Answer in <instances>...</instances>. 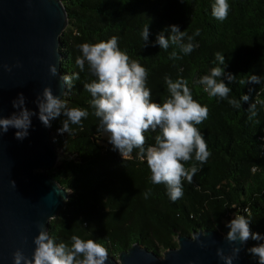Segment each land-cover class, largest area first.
<instances>
[{"label": "trees", "instance_id": "1", "mask_svg": "<svg viewBox=\"0 0 264 264\" xmlns=\"http://www.w3.org/2000/svg\"><path fill=\"white\" fill-rule=\"evenodd\" d=\"M69 17V26L61 39L63 75L79 72L75 59L78 45L119 37V46L148 70L147 86L152 99L167 95L164 77L188 80L193 98L209 107L208 119L198 125L212 155L191 183L184 182V196L171 201L163 184L150 181V170L134 150L131 159H122L112 150L107 135L97 131L98 119L89 105L90 94L83 85L92 77L80 72V79L67 85L65 99L69 107L89 110L82 127L58 134L64 117L51 121L53 144L60 160L50 171L62 187L72 191L65 209L51 221L50 233L70 241L72 235L98 240L109 254L118 258L140 244L159 256L178 247L180 236L211 230L224 234L234 213L250 214L252 232L264 234V106L257 104L250 117L249 104L264 100V0H229L230 11L223 22L211 15L213 0H60ZM149 23V44L141 38ZM193 34L197 29L198 47L190 55L170 47L167 51L152 46L157 34L169 25ZM180 59H169L172 51ZM225 55L226 72L237 76L229 87L230 97L249 94V103L234 109L226 100L209 98L195 83L216 66L215 53ZM249 75H257L261 84L242 85ZM227 83V81H226ZM253 89L249 93V89ZM156 133L146 134L145 148L154 144ZM253 166L257 167L255 172ZM152 189L145 199L144 192ZM257 242L248 241V248ZM250 264L258 259L247 251Z\"/></svg>", "mask_w": 264, "mask_h": 264}, {"label": "clouds", "instance_id": "2", "mask_svg": "<svg viewBox=\"0 0 264 264\" xmlns=\"http://www.w3.org/2000/svg\"><path fill=\"white\" fill-rule=\"evenodd\" d=\"M229 11V0H213L211 15L214 19L223 22L228 18ZM199 35V29L189 35L187 30L181 31L179 25L173 24L157 34L152 46L158 45L165 51L174 46L180 53L190 55L198 47L195 41ZM149 36L147 23L141 32L145 46L149 44ZM118 41L119 37L113 35L107 40L79 44L80 55L76 57L75 64L80 71L62 76V84L71 87L73 81L80 79V72L87 68L92 79L83 88L90 94L89 105L99 121L97 131L107 135L112 150L118 152L122 159H131L134 150H138L137 156L146 162L150 170L151 183L165 185L168 198L175 202L184 196V182L191 183L200 170L196 163L191 167H187V163L195 161L202 165L212 155L198 128L208 119L209 107L193 98L189 82L183 77L173 80L165 76L168 95L162 101L153 100L152 90L147 86L148 70L138 60L132 59L127 50L119 46ZM169 59L177 60L180 56L174 50ZM213 63L216 66L195 81L203 92L209 98L226 100L234 109L249 103V94H242L238 99L230 97L232 89L229 85L237 76L225 71V55L215 53ZM15 66L20 65L17 63ZM3 67L7 72L12 71L7 64ZM49 71L56 76L55 65H50ZM239 83L261 84L262 79L257 75H249ZM252 90L250 88L249 93ZM67 95V92L54 95L50 87H45L35 101L37 112L26 106L25 96L19 93L11 102L14 111L6 117H0V135L15 129V138L24 140L30 134L33 117H38L45 127H51L52 120L64 117L57 130L58 134L73 132L72 125L82 127V121L88 118L89 110L79 106L69 107L65 99ZM257 104L264 106V100L249 104L250 119L257 115ZM150 133H156L154 144L145 148L146 134ZM256 170L257 167L253 166L252 171ZM12 183L15 185L14 181ZM151 194L152 189H148L143 195L147 199ZM243 213L235 212L226 223L229 231L224 239L230 244L238 243L241 246L250 239L256 241L247 251L258 259V264H264V234L252 232L251 216L247 214V209ZM38 229L39 234L33 240L35 248L31 258L17 249L12 254V264H106L108 260L109 249L98 240L74 234L68 242L58 241L43 225H38ZM240 251L241 247H233L231 254L225 255L223 249H217V256L223 264H234Z\"/></svg>", "mask_w": 264, "mask_h": 264}, {"label": "water", "instance_id": "3", "mask_svg": "<svg viewBox=\"0 0 264 264\" xmlns=\"http://www.w3.org/2000/svg\"><path fill=\"white\" fill-rule=\"evenodd\" d=\"M68 26V13L60 0H0V117L14 111L11 102L19 93L25 96L26 106L38 112L35 101L45 87L54 95L67 92L61 81V39ZM5 64L11 72L4 70ZM50 65H55L56 76L51 75ZM15 131L0 135V264H12L17 249L31 258L38 225L50 232L51 221L72 194L50 176L60 160L52 126L45 127L33 117L27 138L16 139ZM228 231L225 227L224 234L205 230L180 236L178 247L162 256L136 244L118 258L109 254L106 264H223L217 249L230 255L233 247H241L234 264H250L248 242L230 244L224 239Z\"/></svg>", "mask_w": 264, "mask_h": 264}, {"label": "rangeland", "instance_id": "4", "mask_svg": "<svg viewBox=\"0 0 264 264\" xmlns=\"http://www.w3.org/2000/svg\"><path fill=\"white\" fill-rule=\"evenodd\" d=\"M163 255V253H161V256Z\"/></svg>", "mask_w": 264, "mask_h": 264}]
</instances>
